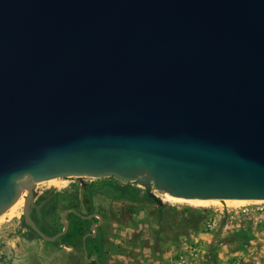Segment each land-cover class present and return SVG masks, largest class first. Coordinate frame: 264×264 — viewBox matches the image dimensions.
I'll list each match as a JSON object with an SVG mask.
<instances>
[{"label": "water", "instance_id": "1", "mask_svg": "<svg viewBox=\"0 0 264 264\" xmlns=\"http://www.w3.org/2000/svg\"><path fill=\"white\" fill-rule=\"evenodd\" d=\"M67 177L264 200V0H0V216L95 238L31 217Z\"/></svg>", "mask_w": 264, "mask_h": 264}, {"label": "rangeland", "instance_id": "2", "mask_svg": "<svg viewBox=\"0 0 264 264\" xmlns=\"http://www.w3.org/2000/svg\"><path fill=\"white\" fill-rule=\"evenodd\" d=\"M69 180L76 182L68 190L57 192L56 210L44 213L41 218L54 232L63 229L61 216L67 209H75L85 216L101 215V250L99 243L87 247L83 240L91 235L92 221H99L98 218L83 219L81 235L73 246L60 241L48 243L24 223L23 206L15 215H6L0 221V264H89V256L101 264H170L185 242L201 236L204 239L199 240L208 244L211 251L209 264H264L258 260L264 255L243 256L252 244L264 246V222H260L264 219V210L257 211V206H264V202L222 201L196 206L168 202L163 192L153 189L164 203L158 206L145 196L144 187L138 183L131 186L139 190L141 201L121 198L113 187L114 178L72 177ZM59 181L64 182L59 187L52 183L38 186L58 190L68 184V179ZM243 209H248L250 215L243 213ZM214 214L221 217L217 227L207 233V220ZM67 221L71 222L69 217Z\"/></svg>", "mask_w": 264, "mask_h": 264}, {"label": "built area", "instance_id": "3", "mask_svg": "<svg viewBox=\"0 0 264 264\" xmlns=\"http://www.w3.org/2000/svg\"><path fill=\"white\" fill-rule=\"evenodd\" d=\"M72 177H68L65 179H71ZM264 206L259 204L257 206V211H263ZM243 213H245L247 216L250 215L248 209H243ZM218 217H221V215H211L209 219L207 220V233L208 231L213 230L215 227H217L218 224ZM260 222H264V219L261 218ZM254 243V242H253ZM211 251L209 250L208 244H206L204 241L199 240L198 238H191V240L185 242L184 247L178 250L176 252L174 258H171L170 264H209V260L211 257ZM264 255V246H259L257 244H252L247 252L243 253L244 258H256L259 256Z\"/></svg>", "mask_w": 264, "mask_h": 264}, {"label": "trees", "instance_id": "4", "mask_svg": "<svg viewBox=\"0 0 264 264\" xmlns=\"http://www.w3.org/2000/svg\"><path fill=\"white\" fill-rule=\"evenodd\" d=\"M113 187L119 192V195L121 198L124 199H129L132 201H141L142 198L140 197V192L138 189L134 188L133 186H131V184H126V185H122V186H118L117 183H115L113 185ZM147 197V195H145ZM71 220L70 222V228L69 231L63 235L61 238H59L57 241L62 242L65 245L68 246H73L75 244V241L78 239V237L81 235L82 229L80 224L83 222V219L73 213H70L68 216ZM37 226L45 233L48 234L50 236H54L55 234H57L59 231H54L51 232L47 226V224L43 221V218H41L40 220H36L35 218H32ZM29 227V226H28ZM30 228V227H29ZM32 230V228H30ZM99 230L97 231V237H92V235H90L87 240H86V245L87 247L90 244H97L99 243V247L101 250V244H100V240H99ZM37 236H39L34 230H32ZM40 238V237H39ZM49 243V242H48ZM91 256H89L90 258ZM211 262V259L209 260V263ZM89 264H101L100 262L96 261H92Z\"/></svg>", "mask_w": 264, "mask_h": 264}, {"label": "bare ground", "instance_id": "5", "mask_svg": "<svg viewBox=\"0 0 264 264\" xmlns=\"http://www.w3.org/2000/svg\"><path fill=\"white\" fill-rule=\"evenodd\" d=\"M59 180H61V178H54V179H50V180L40 181V182L37 183V186L40 183H41L40 185H42L43 183H47V184L48 183H52V184L57 185V187H59L60 185H62V183H64L62 181L60 182ZM28 193H29V188L27 186L25 188L23 194H22V197L20 199H18L8 211H6L4 214H2L0 216V221L6 215H10V216L15 215V213L20 208H22L24 206L25 198L28 195ZM164 197H165V200L168 201V202L188 203L190 205L192 204V205H196V206H208V205H211V204H220L222 201H224V202H232V203H246V202H249V201L260 202V203L264 202V200H229V199H227V200H220V199L201 200V199H184V198H178V197L171 196L168 193H164Z\"/></svg>", "mask_w": 264, "mask_h": 264}, {"label": "flooded vegetation", "instance_id": "6", "mask_svg": "<svg viewBox=\"0 0 264 264\" xmlns=\"http://www.w3.org/2000/svg\"><path fill=\"white\" fill-rule=\"evenodd\" d=\"M116 181V180H115ZM68 184H65L62 188H58V190H48L47 188L36 186V188L33 190L34 193V204L35 206L30 207L31 217L35 218L36 220H39L44 213L46 212H52L53 210H56V200L58 197L57 192H61L62 189L68 190V188L75 183V180H69L67 181ZM117 183V181H116ZM56 188V187H55ZM65 190V192H66ZM91 220V219H90ZM98 220L92 221V223H96ZM100 227H98L99 229ZM97 229V231H98ZM89 237V236H88ZM87 240V239H86Z\"/></svg>", "mask_w": 264, "mask_h": 264}, {"label": "crops", "instance_id": "7", "mask_svg": "<svg viewBox=\"0 0 264 264\" xmlns=\"http://www.w3.org/2000/svg\"><path fill=\"white\" fill-rule=\"evenodd\" d=\"M202 237V236H201ZM199 238V239H204V238ZM246 260V259H245ZM260 262L259 263H261V262H264V258L263 259H258Z\"/></svg>", "mask_w": 264, "mask_h": 264}]
</instances>
